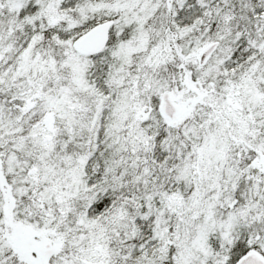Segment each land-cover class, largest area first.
<instances>
[{
  "label": "snow or ice",
  "instance_id": "obj_1",
  "mask_svg": "<svg viewBox=\"0 0 264 264\" xmlns=\"http://www.w3.org/2000/svg\"><path fill=\"white\" fill-rule=\"evenodd\" d=\"M0 264H264V0H0Z\"/></svg>",
  "mask_w": 264,
  "mask_h": 264
}]
</instances>
